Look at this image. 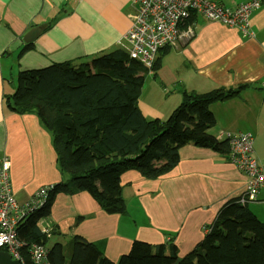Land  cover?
<instances>
[{
	"label": "crops",
	"instance_id": "obj_1",
	"mask_svg": "<svg viewBox=\"0 0 264 264\" xmlns=\"http://www.w3.org/2000/svg\"><path fill=\"white\" fill-rule=\"evenodd\" d=\"M213 1L231 7L250 0ZM134 8L132 0H0V159L11 163V184L20 203L33 198L41 186L69 182L70 174L60 165L54 133L40 117L8 106L19 74L65 61L78 66L114 51L132 58L124 34L132 24ZM249 20L245 31L194 13L188 24L194 31L191 38L165 47L153 69L140 62L144 86L138 105L146 118L166 120L185 94L244 86L210 103L215 123L208 131L219 139L228 131L251 133L253 156L264 167V126L262 113L256 110L264 107V0L253 7ZM35 28L40 33L26 41ZM247 183L246 173L229 155L188 144L181 147L175 167L160 178L148 179L137 171L122 175L128 214H108L86 191L58 192L49 215L37 221V231L25 224L19 237L29 243L43 240L52 253L48 264L56 247L64 264H70L76 237L113 261L128 253L136 240L154 250L174 249L183 257L198 247L229 201L235 199L246 208L251 203L264 211V185L256 200L239 202ZM250 206L252 211L247 209L258 219ZM134 210L136 215L126 220L124 216ZM41 223L53 226L50 235L40 234ZM21 256L12 258L20 264H27L29 256L32 259L28 246L21 248Z\"/></svg>",
	"mask_w": 264,
	"mask_h": 264
},
{
	"label": "trees",
	"instance_id": "obj_2",
	"mask_svg": "<svg viewBox=\"0 0 264 264\" xmlns=\"http://www.w3.org/2000/svg\"><path fill=\"white\" fill-rule=\"evenodd\" d=\"M143 86L141 63L118 51L78 66L65 61L19 74L8 106L40 117L54 133L60 165L70 174V181L56 184L46 205L25 224L37 227L58 192L86 191L108 214H124L122 175L137 171L148 179L160 178L178 163L184 145L212 148L232 159L230 138L219 139L208 131L215 123L209 105L244 86L185 94L166 120L144 116L138 105ZM155 249L136 240L128 253L113 261L76 237L70 264H264V221L234 199L193 251L179 257L174 249ZM58 251L52 249V264H64ZM27 260L33 264L30 256Z\"/></svg>",
	"mask_w": 264,
	"mask_h": 264
},
{
	"label": "built area",
	"instance_id": "obj_3",
	"mask_svg": "<svg viewBox=\"0 0 264 264\" xmlns=\"http://www.w3.org/2000/svg\"><path fill=\"white\" fill-rule=\"evenodd\" d=\"M132 3L135 6L132 24L124 34L131 44L128 51L133 59L153 69L162 49L192 37L194 31L188 24L194 13H203L208 18L248 31L250 13L253 7H258L259 0L231 7L217 5L213 0H132ZM225 137L230 138L233 162L247 175V188L239 202L256 200L264 185V167L253 156V138L240 130L225 132ZM9 165L7 158L0 159V250L22 259L21 248L28 246L33 262L46 264L49 249L42 242L20 239L18 226L31 211L48 201L56 184L38 189L27 204H20L12 195L7 175ZM44 224L42 235L48 236L53 226Z\"/></svg>",
	"mask_w": 264,
	"mask_h": 264
},
{
	"label": "bare ground",
	"instance_id": "obj_4",
	"mask_svg": "<svg viewBox=\"0 0 264 264\" xmlns=\"http://www.w3.org/2000/svg\"><path fill=\"white\" fill-rule=\"evenodd\" d=\"M10 162V161H9ZM10 169H11V163H10V165H9V167H8V170H7V175H8V179H9V183H10V186H11V189H12V195H13V197L15 198V200L18 202V203H20L18 200H17V198L15 197V194H14V191H13V188H12V184H11V177H10ZM50 186V184H46V185H44V186H41L40 188H48ZM39 188V189H40ZM54 189H51V191H50V193L53 191ZM38 190H36L35 192H34V194H33V196L32 197H34L35 195H36V192H37ZM28 202H25V203H20V204H27ZM46 203L47 202H45L41 207H39V208H36L35 210H33V211H31L26 217H25V219L24 220H22V222L19 224V226H18V231L20 232V227L22 226V225H24L26 222H27V220L31 217V215H33L34 213H36L38 210H40L41 208H43L45 205H46ZM38 223L39 222H37V225H38ZM45 226V224L44 223H41L39 226H38V231L40 232V234H42V229H43V227ZM45 262H46V264H48L47 263V259L45 258ZM33 264H35L34 262H33Z\"/></svg>",
	"mask_w": 264,
	"mask_h": 264
},
{
	"label": "rangeland",
	"instance_id": "obj_5",
	"mask_svg": "<svg viewBox=\"0 0 264 264\" xmlns=\"http://www.w3.org/2000/svg\"><path fill=\"white\" fill-rule=\"evenodd\" d=\"M163 50V49H162ZM130 55V54H129ZM17 78V77H16ZM17 85H18V78H17ZM7 88H10L9 87V85L7 86ZM256 110L257 111H261V113H262V119H263V121H264V107H261V105L260 106H256ZM262 121V125L264 126V122ZM262 131H264V130H262ZM255 133V132H254ZM249 134H251V133H249ZM256 135V134H255ZM251 136H252V138H253V140H254V136L251 134ZM262 139L264 140V135H262ZM250 204L251 203H249L248 204V209L249 210H251L250 208H249V206H250ZM251 208L253 207V209H255V207L254 206H250ZM252 211V210H251ZM255 211H256V213H257V215H258V219L259 220H261V221H264V211H262V210H256L255 209ZM129 212H128V209H127V206H126V212L123 214V215H125V214H128ZM133 215H136V210H134V211H132L129 215H126V216H124L125 218H126V220H131L132 219V216ZM140 221V219L138 218V222Z\"/></svg>",
	"mask_w": 264,
	"mask_h": 264
},
{
	"label": "water",
	"instance_id": "obj_6",
	"mask_svg": "<svg viewBox=\"0 0 264 264\" xmlns=\"http://www.w3.org/2000/svg\"><path fill=\"white\" fill-rule=\"evenodd\" d=\"M34 32H36V34L30 37V35L34 34ZM39 33L38 28H35L25 37L26 41L33 40ZM0 264H20V262L18 260H13L11 253L8 251L0 250Z\"/></svg>",
	"mask_w": 264,
	"mask_h": 264
}]
</instances>
